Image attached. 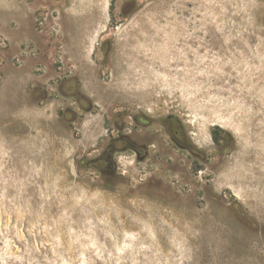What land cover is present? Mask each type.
Segmentation results:
<instances>
[{"label":"rangeland","instance_id":"obj_1","mask_svg":"<svg viewBox=\"0 0 264 264\" xmlns=\"http://www.w3.org/2000/svg\"><path fill=\"white\" fill-rule=\"evenodd\" d=\"M0 264H264V0H0Z\"/></svg>","mask_w":264,"mask_h":264},{"label":"flooded vegetation","instance_id":"obj_2","mask_svg":"<svg viewBox=\"0 0 264 264\" xmlns=\"http://www.w3.org/2000/svg\"><path fill=\"white\" fill-rule=\"evenodd\" d=\"M71 82H76V80L72 79H65L61 82L60 88L62 89L64 87V85L70 84ZM75 86L77 87V83L75 84ZM71 97V96H69ZM72 98L75 100L76 103H78L80 100H82L81 96L77 95V96H72ZM167 121V130H166V135L168 140L186 150V146L185 143L182 142L183 137L185 136V130L183 129L182 125L178 122L177 119H175L174 117H168L166 119ZM122 132V131H121ZM124 141H128L130 142L129 146L126 145L125 143L123 144ZM136 141H134V138L129 137V135L123 134V135H118L117 137H115L111 143L109 144V147L107 149V151H104V153L98 158V159H103L105 155H109L111 157H114L116 154L121 153V152H126V151H135V146L136 145ZM110 152V153H109Z\"/></svg>","mask_w":264,"mask_h":264},{"label":"crops","instance_id":"obj_3","mask_svg":"<svg viewBox=\"0 0 264 264\" xmlns=\"http://www.w3.org/2000/svg\"><path fill=\"white\" fill-rule=\"evenodd\" d=\"M72 78H76V77H72ZM77 79V78H76Z\"/></svg>","mask_w":264,"mask_h":264}]
</instances>
